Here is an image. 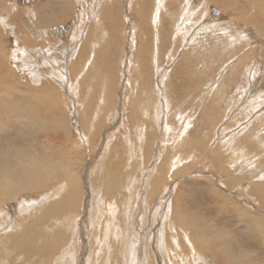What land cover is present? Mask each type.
Listing matches in <instances>:
<instances>
[{
    "label": "bare ground",
    "instance_id": "bare-ground-1",
    "mask_svg": "<svg viewBox=\"0 0 264 264\" xmlns=\"http://www.w3.org/2000/svg\"><path fill=\"white\" fill-rule=\"evenodd\" d=\"M79 1H81V0H79ZM79 1H77V0H64V2L68 3L67 4L68 7L67 8L63 7V12L61 13L63 15V18L66 19L69 16H71L70 14L72 13V10H74V12L72 13V16H75V18L73 17L75 20H73V24H72V27L70 26L71 27L70 29H68V30L62 29L61 32H58V33L53 31L51 29L53 27H51V26L60 25V24L64 25V24H66V22H59L58 21V22H56L57 24H51V22L48 23L47 21L49 19L48 18L46 19V16H48V15L53 16V14L51 12H49L47 15L41 7H40L41 10L38 9L39 15H40L38 18L40 19V23L37 24L38 26H34V27L31 26L30 30L26 29L27 33L21 32L22 30H25V29H23V26L21 27V25H19L20 26L19 27L16 25V20L18 21L19 19H22L21 18L22 15H20V18H18L16 16V14L18 12H16L15 15H12V14L11 15L10 14L9 15H0V60H2V57L4 56V54L6 52L2 48L3 46L1 45V44H3L2 39L4 37H3L2 31H4V28L5 27L10 28L11 27L10 29H12L13 32L17 35V41H15L14 48L11 49V51L13 50V54H14V55L12 54L13 56L11 58H13L15 60V63H14L15 66L14 67H15L16 71H12L14 69V67L13 68L11 66L7 67V65H5L4 62L0 61V134L4 133V135L7 136L6 138L8 139V135L10 133H12L11 131H13V132H15V135L20 134V136H22V138L27 136L26 138L28 139V140H25V138H23V140H24L23 141L20 137V140H22L23 143L17 142L19 140L16 141V139H15L17 144L9 143V142L6 143V141H5L6 145L0 146V264H72L71 262H73L72 261L73 255H72V253H70V250L73 248V245H72V240H73V236H74L73 234L78 233L77 232V224L75 223V219L77 216L80 215L79 212H80V208L82 206L81 205L82 204V195H83V190H84L83 185L87 186V185H85L86 182H85L84 178L82 177V175H83L82 172L84 170V166L86 167L85 159H87V158L86 157L84 158V162H85L84 163L81 156H79V144L81 142L80 140H82V138L84 137V138H87L88 140L91 139L90 144L92 145V137L91 136H92V131H94V128L89 127V126H91V122L94 119L93 113L90 110V108L92 106L91 102L93 101V99H91V97H90V99L88 97H86V98H83L84 100L86 99V101H84L83 99L81 100L78 97L79 106L78 105L77 106H78V110L80 113L78 115H80V121L82 122L81 123L82 127L80 128L82 137H79V140L78 139H77V141L74 140L75 142L72 140L73 142L71 144L70 140L68 138L69 135L65 131L60 136H53V135L52 136H44V135H42L39 137V135H38L39 143H37L36 138L34 136H36L38 134V131H47L50 129V127H52V128L54 127L57 129L62 128L63 124H65V120H59L57 114H55V117H53L54 118L53 120H47L46 115H48L49 112L55 111L54 109L56 108V106H58L57 102L59 103L58 97H59L60 90L68 93L69 97H70V95L72 97L73 95H75L74 93H79L80 90L85 88L88 81L86 82L82 78H83V76H86L87 79L88 78L90 79L91 77H93L96 74V73L95 74L93 73V68H94L96 63L99 64L98 61L101 62V64H100L101 67L99 66L101 68V71H100L101 73L99 76L100 79H98V78L96 79V81L98 80V84L92 83L89 85L98 86V89H99L100 88L99 86H101L100 82L103 83L104 88H105V86L109 85L110 82L112 84V87L115 84L112 81V78H114L113 77L114 74H116L115 72L112 73V71L115 69V65H112L111 60H113V58H117L116 57L117 56V47L115 45H116V39L118 38V36H117L118 26H116L117 25L116 21H115L116 18L114 19L112 15L114 13H115V15L117 14L116 13L117 12L116 11V5L118 3L116 2L117 4H115V3L113 4V0H109V3H108V0H107V3L101 4L103 6L99 5V6H101V8L99 9V11H96L98 6H97V8H95V5H97V4L91 3V0H85L84 3H79ZM131 1H133V0H129V2H131ZM168 1H165V0H134V2H133V5H135V10H134L133 14L139 21L138 26H137V27H139V30H138V33H136V34L131 33L132 35L130 34L128 40H126L127 45H129V41L133 40L132 42L135 44L134 45L135 47L133 46L134 49H132L131 51L128 50L126 52V56H127L126 61H127L128 66L124 68V71L127 72L126 74L131 79V82H132L131 83L132 88H129L130 89L129 94H130V92L134 91V89L136 91L135 93H137V94H140L141 92H142V94L143 93L147 94V95L143 94V96H140L141 95L140 94L139 97L137 98L138 102H140V100H142L141 97H144V96L146 97V96H150V95H151L150 99L154 98L156 100L157 97L160 98V94H162V93L164 95H166L167 97H169L168 96V93H169V95L172 96L174 99L178 95L180 90L182 92V91H186L189 89L192 90L193 88L199 87L200 85H201L200 87H202V84L204 83V80H205L203 78H205L206 73H208L210 71L209 70L210 68L209 69L203 68V70H199V68H197V67L194 68L193 62L196 61L195 52H193L194 50L191 51L190 48H187L186 50H184V54L181 55L180 59H178L177 61H176V59H174V57H176L174 55H176V53H178V51H177L178 47L175 44V43L179 42L176 39L177 36H173V38L171 37L173 40V44H174V48L172 49V52L170 54V57H172V59L168 58L169 60L165 61V62H170V65L172 64V66L171 67H165L164 69L167 71H164L163 69L160 70V67H159L160 64L158 61H160L163 58L162 52L165 51L167 48L166 45H163L165 47L164 48L162 46V44H163V42L165 44L166 38H169L168 33H167L168 31H165V29L168 28V23H169V22H166V21H168L166 19V13H167V15H169L171 10L169 12L165 13V9H164V7H165L164 3L165 2L168 3ZM238 1L239 0H206L202 3V7H206L205 6L206 3L209 4V2L216 4V5H219L217 7L222 11L223 14L228 13V16H229L230 12H235L237 19L239 18L240 20L243 21V23H245V22L246 23H248V22L252 23L253 26L258 30V32L260 34L264 33V28L262 29L261 28L262 25L260 26V24H262L261 23L263 20L262 18H264V0H240L239 4H238ZM175 2H177V1H175ZM49 3H50V0H49ZM41 4L43 6H45L44 5L45 3L44 4L41 3ZM72 4L73 5L75 4L76 6L77 5L79 6L80 4H82V8L79 9L78 11H76V9H74L75 7H73ZM172 4L174 5V3H172ZM244 4L251 7L250 10H252V11H249V13H248L246 10L247 7ZM186 5H188V7H189L191 5V3L189 1H187ZM85 6H86V8H85ZM14 7H15V4H14ZM170 8H171V6L169 7V9ZM177 8H179V7H177ZM190 10H192V9H190ZM197 12H199V10ZM29 13H33V12L29 11ZM96 13H98V15ZM186 13H187V11H186ZM205 13H206V11H205ZM193 14L194 13H192V15L191 14L190 15L193 16ZM82 16L85 18V20L83 19L84 21H82ZM92 17H94L93 21L95 22V25H96V23L99 22L98 25L100 24V26L102 27V30L105 28L109 29L110 27L112 30V28H113V32L111 31L112 39L109 40V42H108V44L110 45V48L106 49V44L101 46L102 48L101 47L95 48V46L92 47L94 44L96 45V43H95L96 40H95V42H93V45L90 47V49L86 50V49H88L86 45L91 43V41L89 42V40H91L90 34L92 33V28L87 26V24L90 22V20H92ZM114 17H117V16H114ZM188 17H189V15H188ZM188 17L186 19H188ZM234 18H235V16H234ZM65 19H63V20L65 21ZM177 20H178V18H177ZM194 20H197V19L194 18ZM159 21H162V23L159 24L158 23ZM19 22H21V20H19ZM130 22H131V20H130ZM163 22H165V23H163ZM176 22H175V24H176ZM210 22H211V20H210ZM210 22L205 23L208 26L202 27L203 26L202 25L200 30H203V29L205 30L208 27L205 31L204 30L203 31L205 34L207 33L209 35L208 32H210V31L215 32L214 30L216 29L215 33L218 35L214 36V34H213V36L220 43H223L224 39H229V38L231 39V36L229 38L227 36H223V35L227 34L226 32H221V35H220L219 34V31H221L220 26H214ZM157 23H158V26H157ZM187 23H189V22H187ZM19 24H21V23H19ZM184 24H185V22H184ZM220 25H222V24H220ZM101 27H99V28H101ZM47 28L50 29L51 33L62 38L61 44H62L63 49L59 53H57L58 54L57 57L56 56L54 57L55 51L45 52L42 50H34L33 51V49L27 50L28 48H30V49L32 48L31 46L33 45L34 41L35 42L39 41L36 38L40 37V42H44L43 40H46V38L49 37L48 31H45V29H47ZM89 28H91V30H90L91 33L89 31ZM209 28H211V30ZM36 29H39V30H37L36 32H32V30H36ZM136 32H137V30H136ZM177 33H180V32H177ZM196 33H198V32H196ZM102 34L103 33H101V35ZM235 35H238V34H235ZM180 36H182V35H180ZM109 38H111V36H109ZM98 39H100V37ZM241 39H244V36ZM206 40L208 41V39H206ZM117 42H119V41L117 40ZM232 42H233V40L231 41V43ZM197 43H198V41H197ZM113 45H114V47H113ZM198 45H199V43H198ZM200 45H202V44H200ZM200 45H199V47H200ZM243 45L244 46L241 45L242 47L240 48L239 51L237 49L236 52H233V58H235V59L238 58L236 66H238V65L242 66L243 61L245 63L248 60L250 61L253 54H256V51H257L256 47H251L250 50H246L245 44H243ZM111 46L113 48H111ZM226 47H228V46L226 45ZM179 49H181V48H179ZM219 49H220V47H219ZM244 49L246 51L242 52ZM201 50L202 49H200V51ZM205 50H206V48H205ZM87 51H88V53H87ZM195 51H196V49H195ZM208 51H209V47H208ZM213 51H216V50H213ZM228 51H229V49H228ZM111 52H112V54H110ZM240 52H242V53H240ZM85 53L87 54V57L85 56ZM166 53L167 52H165V54ZM203 54H205V53H203ZM27 55L28 56L30 55V58H28ZM239 55H240V57H237ZM94 57H95V61H94ZM164 57L166 58V55ZM197 57H199V56H197ZM204 57H207V56H204ZM209 57H210V55H209ZM209 57H207V58H209ZM58 59H61V61L65 62V66H62L61 67L62 70L60 69V71H58V68H56V67H58V64H59ZM229 59H231V58H229ZM6 60H9V58L7 57ZM225 60H226V58H225ZM92 61H94V62H92ZM227 61H225V62H227ZM188 62L190 64V67L188 66L189 65ZM163 63H164V61H163ZM203 63H205V62H203ZM107 64H108V66H107ZM59 65H61V64H59ZM104 66H106V70L104 69ZM6 67L8 68V70L12 71V72H10L11 74L7 73L4 70ZM53 67H54L55 71H53V69H52ZM162 67H164V66H162ZM244 67H245V65H244ZM83 68H86V70L84 72H82ZM97 68H98V66H97ZM20 69L22 70L21 73H25V75L27 77L25 81H23L21 78L22 77L21 73H19ZM214 69H215V67H214ZM47 71H49V72H47ZM104 71H106V73ZM162 71H163V74H162ZM234 71H235V69H234ZM81 73H83V74H81ZM255 74L257 75L258 73H255ZM56 75H58L61 79L60 78H59L60 80L55 79V78H57ZM254 75H252V78H254L252 81H253V84L255 85L256 82H260V81H258V79L255 78ZM101 77L103 78V80ZM224 77H226V76H224ZM47 78H49L50 80L54 79L55 83H57V85L59 84L61 86V88L59 89L58 87H53L51 85L49 86L48 84H47L48 86L47 85L37 86L36 85L37 83L35 84L36 86H34V82H40L43 79H45V81L48 82ZM249 78H251V77H249ZM92 80H93V78H92ZM252 81H250V82H252ZM26 82H28V84H25ZM154 82H156V83H154ZM261 82H263V81L261 80ZM181 83H186L188 85L185 87H181ZM237 83H239V82H237ZM39 84H41V83H39ZM127 84H130V83L124 84V86L121 88H123V90H126L127 89L126 86H128ZM262 84H264V82ZM228 85H226V86H228ZM109 86H111V85H109ZM114 88H116V87H114ZM246 89H247V87H246ZM257 89H259V88H257ZM261 90L264 91V86L260 89V91ZM103 91L104 90L102 88V92ZM167 91H168V93H167ZM263 91H261V92H263ZM10 92L15 93V95L17 96V98L15 100H13V103H12L13 108H10L6 105L7 99L10 98ZM126 92H127V90H126ZM254 92L255 91H253V93ZM69 93H70V95H69ZM98 93H101V92H98ZM226 93H228V92H226ZM241 93H243V92H241ZM180 94L181 93H179V95ZM216 94H217V91L214 92L212 96H214L216 98ZM108 95L102 94L101 100H102L103 105L106 104V101L108 100ZM110 96H109V98H110ZM162 97L164 98V96H162ZM183 97H180V98L183 99ZM259 97H260V95H259ZM99 99H96V100H99ZM213 100H214V98H212L211 101L207 102V105L205 103H199L198 108L203 107L208 112L209 111L215 112L217 110V108L216 109L213 108V106H214V105H212ZM72 101H74V100H72ZM83 101H84V103H82ZM202 101H204V100H202ZM252 101L253 100L250 101L251 102L250 104H253L255 106V103H253V102H255V100L253 102ZM122 102H124V101H122ZM125 102H126V100H125ZM130 102H131V98H129V100L127 101L128 104H126V105L129 107L135 106V108L137 106H139L138 103L131 106L132 102H131V104H130ZM165 102H166L167 106L166 107L164 106V112H166V115H165L166 120H164L165 121L164 125H167V124L169 125L170 122L168 121L167 114L170 113V100L165 98ZM225 102L227 103V101H225ZM109 103H111V102H109ZM218 103H220V102H218ZM234 103H235V101H234ZM245 103H246V101H245ZM52 105L55 107L54 109H51ZM254 106H253V108H254ZM159 107H161V105ZM98 108H99V106H98ZM94 109L96 111L97 110L100 111L99 109H96V108H94ZM102 109H103V107H102ZM102 109H101V111H102ZM138 109H140V108H138ZM138 109H136L137 110L136 112H138ZM149 110H151V108ZM152 110H154V108ZM218 110H219V108H218ZM218 110L215 113H213V118L215 117V115H217ZM104 111L106 112V110H103V112ZM144 111L146 112V109ZM198 111H199V109H198ZM93 112H95V111H93ZM103 112H101V113L99 112L100 114L98 113V118H97L98 120H101V118L103 117ZM141 113H142V111L140 112V115H141ZM177 113H176V115H177ZM226 113H227V111L225 108L221 111L220 115L218 113L219 116H217V118H216L217 120L215 119L214 120L215 122H213L210 125L211 126L210 130H209L210 134H208V133H207V135L204 134L203 136L199 137L198 139L196 138L195 135L187 136L186 138L182 139V141L179 142L176 149L168 148V149L162 150V148H160L159 151L162 150L163 155H161L159 157V159L156 161V163H153V160L151 159L152 151L148 149L149 148L148 144H149L150 138H146L144 141V144H143L144 146H146L148 148H146V153H144L143 156L141 157V160H142L141 164L142 165H140V163L136 164L133 161H132L133 162L132 163L129 161V159L125 160V157L128 154V150H127V147L125 146V144L123 145V144H121V142H117L111 147V149H113L118 154L114 157H111L110 160H108V161L106 160V163L104 164V166L102 165V161L99 160L96 167H95L96 170L95 169L93 170L94 177L91 178V180H90L91 185H92L91 188L95 189V190L91 194L92 195L91 198L93 199L92 200V206L89 208V211H88L89 215L87 216V219H86V221H87V233L86 234L87 235L84 238L85 242L83 244L84 245L83 249H84V253H85L84 258H86V260H84L85 264H121V263L122 264H135V261H136L135 260V258H136L135 254L140 253L139 251H136V248L138 247L136 245L137 241H135V239H133L134 234L133 235L131 234V233L135 232L133 230L134 229L133 223L135 222V219H136L135 215H138L140 213V209L145 210L146 206H152L151 205L152 202H153L152 209H155V206H156L155 202H156V204L158 203V200L155 198L159 194L161 187L162 188L164 187V183L167 180V177L171 176L170 179H173V178L177 179V177L180 176L179 174L183 173V171L186 172V170H188V169L192 170L194 168V165L188 164V162L191 161L194 164H197L199 161L196 163L193 160L197 155H199V157L197 156L196 159L202 158L201 159L202 162H206L207 164H209L208 162H211L210 163V164H212L211 166L215 168L217 173H220L223 176V177H221L220 180H216L215 181L216 183L214 184V185H216V187H218L220 189V191L225 190V191L233 193V195H235V198H236L235 200L239 201L241 203L243 202L241 197H248L249 200H251L250 202H248L247 200H244L243 204L247 205L246 203H248L251 205V207H254V209L252 208L253 210L251 209L252 211L250 209L246 208L244 205L242 206V208H241V206L239 207L238 205L235 206L241 212V213L238 212V214H241V217L243 219L244 224H246V222L248 221V224L253 226L254 224L257 225L258 222H261L262 227H264L263 216L261 217L259 214L256 215L255 213H253V211H256V212L263 211L264 212V171H259L254 176L252 175L253 173H255V171L258 168H261V166H262V168H264L263 167L264 166L263 165L264 164V138H263L264 137V125L262 123H256L257 120L254 119L253 122L248 121V124H250V125L248 128L246 127L247 129L245 131H243L241 133H237V131L233 132V130H235L236 126L238 125L237 120H241L244 117L241 118L242 112H240L239 114L232 115L231 120H229V119L228 120H218V119L224 117V115ZM58 114H60V113H58ZM106 114H108V113H106ZM127 115H128V112H127ZM201 115H199V116H201ZM13 116L16 118L15 120H11V117H13ZM52 116H50V117H52ZM179 116L180 115H178V117ZM181 116H184V113ZM60 117H61V114H60ZM65 117H66V115H65ZM124 117L126 118L127 116H124ZM174 117H176V116H174ZM130 119L133 121H138L141 118L133 110V111H131ZM192 119L193 118H185V120H188V121L190 120V122ZM261 119H259L260 122L264 123L263 118H261ZM148 120L150 122V119H148ZM151 120H152V118H151ZM157 120H160V119H157ZM194 120H195V118H194ZM243 121H245V120H243ZM151 122H153V121H151ZM68 123H69V121H68ZM135 123L133 122L132 124H135ZM240 123H242V122H240ZM94 124L101 126L99 121L97 123H94ZM146 124H148V123H146ZM157 124L159 126V123H157ZM187 124H189V122H186V124H184L185 126L182 125L183 129H181V131H182L181 134H183V135L186 132L188 133L189 129L187 130V128H188ZM216 124H220V126H221V129L220 128L219 129H220V135L223 137V139H221L220 142L222 140L226 142V140L228 139V137H226V133L227 132L229 133V131H230V136L233 139H232V143L231 142H230V144L228 143V145L226 147L225 146L223 147V143H220V142L216 143V145L213 147L209 146L210 142L213 141V139H214L213 135H211V133L213 131H216ZM103 125L101 126V128H99V127H97V128L102 130L104 127ZM172 125H170V126H172ZM149 126H151V125H149ZM149 126H146V127L148 128ZM138 127H140V125ZM68 128H70V127H68ZM152 128H153V126H152ZM178 128H179V126H178ZM139 129H142V128H139ZM154 129L155 128H153V130ZM240 129L243 130L242 127ZM257 129H259L261 131H259L260 133L258 132V134L256 135ZM60 130H62V129H60ZM127 130L131 131L130 129H127ZM16 131L18 134H16ZM133 131H135V130H133ZM198 131H200V130L198 129ZM169 132H170V127L166 126L164 129V135H168ZM238 132H240V131H238ZM249 132H251V133H249ZM191 133H192V131H191ZM10 135H9V137H10ZM186 135H188V134H186ZM14 136H12V137L14 138ZM147 136H148V134H147ZM107 139H108V137H107ZM235 139H237V140H235ZM0 140H3V139L1 138ZM165 140H167V139H165ZM177 141H178V139H177ZM162 142L163 141H161V144H162ZM150 144L153 145V143H150ZM96 147L97 146H95V148ZM109 147H110V145H109ZM142 150H143L142 147L138 148V153ZM104 152H105V150H104ZM160 154H161V152H159V155ZM180 156H182V158L183 157L188 158V160L185 163H180V165L179 164L174 165L175 163L179 162L178 160L176 162V158H178ZM104 157H105V155H104ZM247 158H248V160H247ZM253 159L256 160V162H254ZM150 160H152V161H150ZM252 161H253V163H255L254 165H250V163ZM87 163H88V160H87ZM246 165L250 166V168L249 169L245 168ZM150 166H152V167L150 168ZM125 167H126V169H125ZM209 167H210V165H209ZM245 169H247L248 171ZM133 170H134V172L138 171V174L140 172L142 173V171H145V175L147 174L144 177V173H143L142 179L140 177L138 178V179H141V181L143 180V178H145V180L146 179L148 180L147 181V188H145V189L143 188L144 192L148 193V195L146 194L147 197L145 196L144 199L142 198L143 202H145V203L144 204L141 203V205L138 204V199L137 200L134 199V196L132 194H130V196L128 194V196L126 197L125 191H124L125 188L123 189V187H122V186L126 187L127 185H129L131 183V182H129V178H131V175L134 173ZM198 171H200V170H198ZM201 171H202V169H201ZM85 172H86V170H85ZM169 173H170V175H168ZM214 174H216V173H214ZM247 175H251V176H247ZM194 177H196V176H194ZM199 177L201 178L202 176H199ZM193 179H195V178H193ZM210 179H207V180H209V182L212 183L213 180L210 181ZM145 180H143V181H145ZM198 180H199V178H198ZM170 181H172V180H170ZM139 183H140V181H139ZM142 183H144V182H142ZM204 183H206V182H204ZM181 184H184V183L182 182ZM228 184H232V188H229L231 186L228 187ZM216 187L214 186L212 188H214V190H216L215 189ZM134 188H135V186H134ZM139 190H141V189H139ZM131 191H130V193H131ZM136 191L138 192V190H136ZM122 192H124L123 196L121 194ZM216 192H217V190H216ZM171 193H172V195H171L172 198L171 199L169 198L170 203H168L165 207L167 212H168L167 216H169L170 218L166 217V219H167V221H166V219L162 216V225H163L164 220L166 222L164 223L163 226L158 224V225H160V227L156 229L157 230L156 232L155 231L153 232L155 234L151 237V242H152V248L154 249V251L151 252V249L149 250V253L151 255L149 256L150 261L148 264H161L162 263L161 260H164V261L166 260L165 257H163L164 255H166V249L164 248V246H165L166 241L169 242V240H167V239H169V233H170L169 232L168 235L166 234L167 232H165V234L163 233V230H164L163 227H165L166 225H168L169 228L170 227L175 228L174 231H176L178 233V237H180V240L178 239L179 244H176V245L180 246L181 249L183 248L181 250L182 253H179V252L174 253L173 250H171L169 253L170 257L169 256L168 257L171 258L172 262H174L175 264H182L183 262L185 263L186 260L188 261V264H197L196 259L203 260V262H205L203 264H264L263 256L260 253L261 251L260 252L258 251L259 253L257 252V254H256V252H254L256 249H254L248 245L239 244L234 238H232L230 233L227 231L228 229H226L225 227L212 228V226H211L212 224L209 223V225H207V222H205L204 218H202L201 215L199 216L198 212H195L196 210L194 211L193 209H191V211H190V208L188 209V207H186V205H185V204H187V203H185V200H184L187 196V193L185 191H183L181 188H179V189H177V192L173 193V190H172ZM217 196L220 197L221 195H217ZM173 197H174V202L172 201ZM229 197H231V196H229ZM140 199H141V197H140ZM164 199H166V198H164ZM223 201L226 202V199H224ZM9 202H15V203L19 204V206H17L16 209H18V207H22V213H20L18 215L15 213L16 216H13L11 223L9 221L10 224L7 226L8 217L10 216L11 211L13 209H15V207L13 205L8 206ZM14 212H16V211H13V213ZM143 217L144 216H143V211H142V214L140 216H138V218H137L138 224L140 225V223H141L142 227L144 226L143 224L145 223L144 222L142 224V222H141ZM133 218H134V222L132 223ZM168 219L170 220V223L168 222ZM157 222H159V221L157 220ZM157 222L155 224H157ZM130 225H131L132 232L129 229ZM139 228H141V227H139ZM127 229H128V235L129 236L127 234L126 235L124 234V232H126ZM72 230H73V233H72ZM207 231L209 233L211 232L210 233V235H211L210 239H208L209 237L206 236ZM254 232L255 233L253 236L257 240H261L264 237V231H262L261 229L258 228ZM124 235L127 237L126 239H125ZM147 248H149V247H147ZM139 249L142 253V258L145 259L148 256L147 250H144L141 248H139ZM73 250H77V249L75 248ZM191 258L194 260L193 262H191L192 261ZM75 264H77V263H75Z\"/></svg>",
    "mask_w": 264,
    "mask_h": 264
},
{
    "label": "rangeland",
    "instance_id": "rangeland-1",
    "mask_svg": "<svg viewBox=\"0 0 264 264\" xmlns=\"http://www.w3.org/2000/svg\"><path fill=\"white\" fill-rule=\"evenodd\" d=\"M15 1V2H14ZM42 1V2H41ZM0 0V15H15L16 12H18L16 14V16L18 18H20V15L22 19L21 22H19V20H16V25L19 26L21 25V27L23 26V29L25 30H20L22 33H27L26 29L30 30L31 26H38L37 24L40 23V19L38 18L39 15V10L40 7L44 10V12L48 15L49 12H51L53 14V16H46V19L48 18L49 20L47 21L48 23L51 22V24H57L56 22H66V24L64 25H54L51 26L53 28H51L53 31L55 32H61L62 29H70L72 27L73 24V20H75V16H72V13L74 12V10H72V13L70 14L71 16H69L68 18H63V15L61 14L63 12V7H68V3L64 2V0ZM79 1V0H77ZM115 1V2H114ZM168 1V0H165ZM177 1V2H175ZM169 0L168 3L165 2L164 3V9H165V13L169 12L170 10V14L167 15L166 13V19L169 22L168 23V28L165 29V31H168V37L165 40V44L163 42V45H166V50L162 52L163 54V58L158 61L160 70H165V67H171L172 64L170 65V62H165L169 59H172V57H170V54L172 52V49L174 48V44H173V36H177V40L179 41L178 43H175L176 46L178 47V53H176V57H174V59H176V61L178 59H180L181 55L184 54V50H186L187 48H190L191 51L195 52V59L196 61L193 62V66L194 68L197 67L199 68V70H203V68H207L210 71L208 73H206L205 75V79L204 83L202 84V87H196L193 88L192 90H186V91H179V93H181L173 99L172 96L169 95L168 91V96L164 95L163 93L160 94V98L157 97V99L155 100L154 98L150 99V96H144L141 97L142 100H140V102H138V97L143 96L142 92L140 94L135 93V89L134 91L130 92L129 88H132V82L131 79L127 76V72L124 71V68L127 67V61H126V52L129 50L131 51L132 49H134V43L132 42L133 40L129 41V45L126 44V40H128L129 35L132 34H136L138 33L139 27L138 26V19L134 16V10H135V5H133V1L129 2V0H113V4H117L116 5V15L115 13L112 15L113 18L116 21V26H118V32H117V36L118 38L116 39V47H117V58H113V60H111L112 65H115V69L112 71L115 72L116 74H114V78H112V81L115 83L112 87V84L110 82L109 85L105 86L102 82L101 86H99L100 88L98 89V86H91L89 84L95 83L98 84V80L96 81V79H100V71H101V62L96 63L94 68H93V73L95 74L93 77H91L89 80L86 78V76H83V80H85L87 82V85L85 86V88H83L82 90L79 91V93H74L75 95H73L71 97L70 93V97L68 96V93L61 91L59 92V103L57 102L56 108L52 105L51 109H54L55 111L49 112L48 115H46V119L47 120H53L55 117V114L58 115L59 120H65V124H63L62 128H52L50 127L49 130L47 131H38V134L36 136H34L36 138L37 143H39L38 138L42 135L44 136H60L61 134H63V132H67V134L69 135L68 138L70 140V143L72 144V142L74 140L77 141V139L79 140V137H82L81 134V127H82V122L80 121V114L79 110H78V106H79V101H78V97L79 99H83L88 97L90 99H93V101L91 102V108L90 110L93 113V120L91 122V126L89 127H93L94 131H92V145L90 144L91 139L88 140L87 138H82V140H80V144H79V156H81L83 162H84V158L86 157L87 159H85L86 161V167L84 166V170L82 172V177L85 180V185H83V195H82V206L80 208V215L76 217L75 219V223L77 224V232L73 234V240H72V245L73 248L70 250V253H72L73 255V259L71 262L72 264H85L86 258H84V238L86 237V233H87V216L89 215L88 211L89 208L92 206V192H94L95 189H92V185H91V178L94 177V172L93 170H96V165L98 163L99 160L102 161V165L104 166V164L106 163V160H110L111 157L116 156L118 153H116L113 149H111V147L117 143V142H121V144H125V146L127 147L128 150V154L125 157V160H128L130 162H135L136 164L140 163L141 164V157L143 156L144 153H146V146H144V141L146 138H150L149 139V150L152 151V157L151 159L153 160V163H156V161L159 159V157L161 155H163V149H168V148H173L176 149L177 145L179 144L180 141H182V139L186 138L187 136H191V135H195L196 138L198 139L199 137L203 136L204 134L207 135L210 134L209 130H210V125L215 122L214 120L217 118V116L220 115L221 111L225 108L227 113L224 115V117L218 119V120H231L232 115L234 114H239L241 113V120H237L238 125L236 126L235 130H233V132L237 133H241L243 131H245L250 124H248L249 122H253L254 119L257 120L256 123H262L264 125L263 122H260L259 119L263 118L264 120V91L261 92L260 89L264 86V84H262L264 82V33L260 34L258 32V30L253 26L252 23L248 22L243 23L242 20H240L239 18L237 19L235 12H230L229 16L228 13H222V11L217 7L219 5L210 3L207 4L206 3V7H202V3L206 0ZM189 1L191 3V5L188 7V5H186V2ZM193 1V2H192ZM36 2V3H35ZM64 2V3H63ZM85 0H81L79 1V3H84ZM117 2V3H116ZM41 3H45L43 6ZM66 3V4H65ZM73 3V2H72ZM91 3H96L97 5H95V8H97L96 11H99V9L101 8V4H105L107 3V0H91ZM109 3V0H108ZM174 3V5L172 4ZM197 3V4H196ZM240 3V0L238 1V4ZM15 4V7H14ZM17 4V5H16ZM41 4V5H40ZM40 5V6H39ZM73 5V4H72ZM101 5V6H99ZM132 5V6H131ZM168 5V6H167ZM247 8V12L249 13L251 7L247 6L246 4H244ZM51 6V7H50ZM61 6V7H60ZM119 6V7H118ZM171 6V8L169 9V7ZM184 6V7H183ZM199 6V7H198ZM208 6V7H207ZM36 7V8H35ZM73 7H75L74 9H76V11H78L79 9L82 8V4H80L79 6L77 5H73ZM72 7V8H73ZM179 7V8H177ZM192 7V8H191ZM198 7V8H197ZM201 7V8H200ZM47 8V9H46ZM70 8V7H69ZM86 8V6H85ZM192 10H190V9ZM209 9V10H208ZM8 10V11H7ZM33 12V13H29V11ZM41 10V9H40ZM66 10V9H65ZM180 10V11H179ZM199 10V12H197ZM208 10V11H207ZM82 11V10H81ZM80 11V12H81ZM176 11V12H175ZM187 11V13H186ZM196 11V12H195ZM206 11V13H205ZM221 11V12H220ZM180 12V13H179ZM189 12V13H188ZM193 16L192 15V13ZM209 12V13H208ZM7 13V14H6ZM98 15V13H96ZM132 14V15H131ZM191 14V15H190ZM179 15V16H178ZM182 15V16H181ZM189 15V17H188ZM197 15V16H196ZM201 15V16H200ZM211 15V16H210ZM117 16V17H114ZM177 16V17H176ZM205 16V17H204ZM235 16V18H234ZM74 17V18H73ZM188 17V19H186ZM92 20H90V22L87 24V26L92 28V33H91V28H89L90 31V39L89 42L91 41V43H87L88 45L86 50H89L90 47L93 45V42H95L96 40V45L94 44L92 47L95 46V48H100L101 46L106 44V49L110 48V45L108 44L109 40L112 39V35H111V31L113 32V28L111 30V27L107 30L106 28L102 30V27L100 26V24L98 25V23H96ZM169 18V19H168ZM178 18V20H177ZM197 19V20H194ZM202 18V19H201ZM210 18V19H209ZM216 18V19H215ZM65 19V21L63 20ZM85 18L82 16V21H84ZM118 19V20H117ZM185 19V20H184ZM237 19V20H236ZM262 24H260L261 28H264V18H262ZM131 20V22H130ZM204 20V21H203ZM206 20V21H205ZM211 20V22H210ZM24 21V22H23ZM174 21V22H173ZM177 21V22H176ZM181 21V22H180ZM191 21V22H190ZM196 21V22H195ZM215 21V22H214ZM217 21V22H216ZM176 22V24H175ZM185 22V24H184ZM189 22V23H187ZM199 22V23H198ZM212 23V25L214 26H220V30L219 34L221 35V32H226L227 34L223 35V36H227L228 38L231 36V39H224L223 43L218 42L214 36L218 35L216 34V29L214 30L215 32H208L209 35L205 34L204 31L208 28H206L204 31L200 30L201 26H208L205 23ZM219 22V23H218ZM21 23V24H19ZM119 23V24H118ZM132 23V24H131ZM159 24L162 23V21L158 22ZM157 23V26H158ZM165 23V22H163ZM182 26H181V25ZM188 24V25H187ZM222 24V25H220ZM136 25V26H135ZM166 25V24H165ZM192 25V26H191ZM25 26V27H24ZM71 26V27H70ZM188 26V27H187ZM190 26V27H189ZM200 26V27H199ZM245 26V27H244ZM259 26V27H260ZM20 27V26H19ZM63 27V28H62ZM101 27V28H99ZM174 27V28H173ZM11 28V27H10ZM9 27H5L4 31H2L3 34V39H2V43L1 44L3 47V49L6 51L4 56L2 57V62H4L5 65H7V67H14L15 66V60L13 58H11L14 54H13V50L11 51V49L14 48L15 45V41H17V35L13 32L12 29H10ZM87 28V27H86ZM193 28V29H192ZM22 29V28H21ZM133 29V30H132ZM170 29V30H169ZM195 29V30H194ZM211 30V28H209ZM255 29V30H254ZM7 30V31H6ZM11 30V31H10ZM39 29L36 30H32V32H36ZM106 30V31H105ZM130 30V31H129ZM137 30V32H136ZM182 30V31H181ZM223 30V31H222ZM228 30V31H227ZM45 31H48L49 37L46 38V40H43L44 42H40V37L36 38L37 42H33V45L31 46L32 48H28L27 50H42L45 52H53L55 51L54 57H57V53H59L63 47L61 44V39L60 37L56 36L55 34L50 32V29L47 28L45 29ZM103 31V32H102ZM192 31V32H191ZM10 32V33H9ZM12 32V33H11ZM94 32V33H93ZM129 32V33H128ZM135 32V33H134ZM180 32V33H177ZM188 32V33H187ZM191 32V33H190ZM198 32V33H196ZM201 32V33H200ZM229 32V33H228ZM97 33V34H96ZM101 33H103L101 35ZM175 33V34H174ZM185 33V34H184ZM193 33V34H192ZM211 33V34H210ZM14 34V35H13ZM107 34V35H106ZM131 34V35H132ZM189 34V35H188ZM198 34V35H197ZM214 34V36H213ZM238 34V35H235ZM248 34V35H247ZM12 35V36H11ZM101 35V36H100ZM182 35V36H180ZM244 39H241L243 36ZM109 36H111V38H109ZM193 36V37H192ZM16 37V38H15ZM100 37V39H98ZM172 37V38H171ZM180 37V38H179ZM189 37V38H188ZM239 37V38H238ZM93 38V39H92ZM107 38V39H106ZM237 38V39H236ZM175 39V40H176ZM208 39V41L206 40ZM117 40L119 42H117ZM123 40V41H122ZM202 40V41H201ZM233 40V42L231 43V41ZM242 40V41H241ZM251 40V41H250ZM185 41V42H184ZM189 41V42H188ZM200 45H198V43ZM206 41V42H205ZM239 41V42H238ZM248 41V42H247ZM102 42V43H101ZM132 42V43H131ZM169 42V43H168ZM192 42V43H191ZM196 42V43H195ZM230 42V43H229ZM206 43V44H205ZM252 43V44H251ZM205 44V45H204ZM210 44V45H209ZM232 44V45H231ZM243 44H245V49L246 50H250L251 47H256L257 51L256 54H253V56L251 57V60L246 61V63L243 61V67L240 65H237V59L233 58V52H236L237 49L238 51L240 50V48L242 46H244ZM109 45V46H108ZM184 45V46H183ZM226 45L228 47H226ZM242 45V46H241ZM70 46V45H69ZM89 46V47H88ZM108 46V47H107ZM134 46V47H133ZM170 46V47H169ZM191 46V47H190ZM220 49H219V47ZM223 46V47H222ZM72 47V46H71ZM114 47V45H113ZM111 46V48H113ZM164 47V46H163ZM183 47V48H182ZM206 50H205V48ZM208 47H209V51H208ZM102 48V47H101ZM165 48V47H164ZM163 48V49H164ZM181 48V49H179ZM232 48V49H231ZM119 49V50H118ZM121 49V50H120ZM198 52H196L195 51ZM200 49H202L200 51ZM216 51H213V50ZM229 49V51H228ZM243 50L242 52L246 51ZM59 50V51H58ZM204 50V51H203ZM211 50V51H210ZM222 50V51H221ZM12 52V53H11ZM165 52H167L165 54ZM202 54H201V53ZM212 52V53H211ZM215 52V53H214ZM240 52V53H242ZM88 53V51H87ZM205 53V54H203ZM208 53V54H207ZM221 53V54H220ZM13 54V55H12ZM112 54V52L110 53ZM121 54V55H120ZM166 55V58L164 57ZM207 54V55H206ZM115 55V54H114ZM113 55V56H114ZM125 55V56H124ZM201 55V56H200ZM210 57H204V56ZM85 56L87 57V54L85 53ZM199 56V57H197ZM227 56V57H226ZM229 56V57H228ZM9 58V60H6V58ZM28 58H30V55L28 56ZM237 57H240L237 56ZM11 58V59H10ZM85 58V57H84ZM169 58V59H168ZM218 58V59H217ZM226 58V60H225ZM231 58V59H229ZM159 59V58H158ZM165 59V60H164ZM204 59V60H203ZM215 59V60H214ZM59 60V65L58 64V71H60V69L62 70V66H65V62L61 61V59ZM211 60V61H210ZM228 60V61H227ZM9 61V62H8ZM94 61H95V57H94ZM92 61V62H94ZM164 61V63H163ZM227 61V62H225ZM63 62V63H62ZM114 62V63H113ZM125 62V63H124ZM197 62V63H196ZM205 62V63H203ZM210 62V63H209ZM217 62V63H216ZM168 63V64H167ZM199 63V64H198ZM209 63V64H208ZM212 63V64H211ZM214 63V64H213ZM11 64V65H10ZM63 64V65H62ZM189 64V62H188ZM202 64V65H201ZM98 68H97V66ZM167 65V66H166ZM170 65V66H169ZM196 65V66H195ZM231 65V66H230ZM245 65V67H244ZM100 66V67H99ZM108 66V64H107ZM164 66V67H162ZM190 67V64L188 65ZM199 66V67H198ZM213 68H212V67ZM5 68L4 70L7 73H10L12 71H16L15 67L14 69L8 70V68ZM158 67V68H159ZM215 67V69H214ZM230 67V68H229ZM51 68V67H50ZM114 68V67H113ZM53 71H55L54 67L52 68ZM64 69V68H63ZM104 69L106 70V66H104ZM206 69V70H207ZM235 69V71H234ZM86 70V68H83L82 72H84ZM3 71V70H2ZM1 71V72H2ZM50 71V70H49ZM47 71V72H49ZM98 71V72H97ZM22 70H19V73H21ZM106 73V71H104ZM254 72V73H253ZM51 73V72H50ZM56 73V72H55ZM54 73V74H55ZM220 73V74H219ZM235 73V74H234ZM255 73H258L257 75ZM11 74V73H10ZM83 74V73H81ZM163 74V71H162ZM223 74V75H222ZM231 74V75H230ZM255 74V75H254ZM98 75V76H97ZM221 75V76H220ZM237 77H236V76ZM252 75L255 76V78L258 79V81L260 82H256V84H253V79ZM21 78L23 81L26 80V75L25 73H21ZM57 78L55 79H59L60 77L58 75H56ZM226 76V77H224ZM246 76V77H245ZM82 77V76H81ZM104 77V76H103ZM251 77V78H249ZM45 78V77H44ZM85 78V79H84ZM93 78V80H92ZM102 78V77H101ZM105 78V77H104ZM125 78V79H124ZM238 78V79H237ZM244 78V79H243ZM48 82L45 81V79L41 80L40 82H34V86H43V85H51L53 87H58L59 89L61 88V86L57 83H55V80L52 79L50 80L49 78ZM61 79V78H60ZM59 79V80H60ZM80 79V78H79ZM127 79V80H126ZM224 79V80H223ZM237 79V80H236ZM250 79V80H249ZM263 82H261V80ZM91 80V81H90ZM103 80V78H102ZM222 80V81H221ZM231 80V81H230ZM29 81V80H28ZM90 81V82H89ZM220 81V82H219ZM252 81V82H250ZM51 82V83H50ZM224 82V83H223ZM239 82V83H237ZM37 83V84H36ZM41 83V84H39ZM45 83V84H44ZM109 83V82H108ZM126 83H130L127 84V92L126 90H123L124 84ZM156 83V82H154ZM227 83V84H226ZM237 83V84H236ZM25 84H28V82H26ZM36 84V85H35ZM186 83H181V87H185L188 84ZM225 86H224V85ZM229 84V85H228ZM234 84V85H233ZM252 84V85H251ZM260 84V85H259ZM47 85V86H48ZM213 85V86H212ZM228 85V86H226ZM237 85V86H236ZM258 87H257V86ZM263 85V86H262ZM223 86V87H222ZM250 86V87H249ZM111 87V88H110ZM116 87V88H114ZM230 87V88H229ZM233 89H232V88ZM236 87V88H235ZM247 87V89H246ZM102 88H103V92H102ZM215 88V89H214ZM227 88V89H226ZM235 88V89H234ZM259 88V89H257ZM114 89V90H113ZM116 89V90H115ZM121 89V90H120ZM197 89V90H196ZM217 89V90H216ZM249 89V90H248ZM9 90V89H8ZM237 90V91H236ZM257 90V91H256ZM204 91V92H203ZM217 91L216 94V98L213 95L214 92ZM234 91V92H233ZM253 91H255L253 93ZM260 91V92H259ZM64 92V93H63ZM76 92V91H75ZM101 92V93H98ZM126 92V93H125ZM210 92V93H209ZM228 92V93H226ZM243 92V93H241ZM190 93V94H189ZM239 93V94H238ZM251 93V94H250ZM262 93V94H261ZM78 94V95H77ZM102 94H109L108 95V100L106 101V104L103 105L102 103ZM115 94V95H114ZM205 96H204V95ZM222 94V95H221ZM225 94V95H224ZM228 94V95H227ZM231 94V95H230ZM241 94V95H240ZM81 95V96H80ZM91 95V96H90ZM111 95V96H110ZM114 95V96H113ZM134 95V96H133ZM147 95V94H146ZM159 95V94H158ZM186 95V96H185ZM199 95V96H198ZM239 95V96H238ZM249 95V96H248ZM260 95V97H259ZM263 95V96H262ZM110 96V98H109ZM164 96V98L162 97ZM184 96V97H183ZM149 97V98H148ZM180 97H183V99H181ZM196 97V98H195ZM222 97V98H221ZM229 97V98H228ZM17 98V96L15 95V93L10 92V98L7 99L6 101V105L10 108H13V100H15ZM70 98V99H69ZM100 98V99H99ZM129 98H131V106L134 104H139V106H137L135 108V106L133 107H129L126 104L127 101L129 100ZM165 98L170 100V113L167 114L168 117V121L170 122V124L168 125H164L165 124V115L166 112H164V106L166 107L167 104L165 102ZM212 98H214V100L212 101V105L214 109L219 108L217 115H215V117L213 118V113H215L214 111H206V109L202 108H198V104L199 103H205L207 105V102L211 101ZM99 99V100H96ZM123 99V100H122ZM135 99V100H134ZM198 99V100H197ZM227 99V100H226ZM241 99V100H240ZM69 100V101H68ZM74 100V101H72ZM84 100V99H83ZM126 100V102H125ZM154 100V101H153ZM160 100V101H159ZM204 100V101H202ZM222 100V101H221ZM227 101V103L225 101ZM251 100H255V106L253 104H250ZM65 101V102H64ZM86 101V99L84 100ZM84 101L82 103H84ZM101 103H100V102ZM124 101V102H122ZM136 101V102H135ZM235 101V103H234ZM238 101V102H237ZM246 101V103H245ZM67 102V103H66ZM111 102V103H109ZM220 102V103H218ZM71 103V104H70ZM97 103V104H96ZM123 103V104H122ZM146 103V104H145ZM174 103V104H173ZM244 103V104H243ZM68 104V105H67ZM71 106H70V105ZM153 104V105H152ZM249 104V105H248ZM78 105V106H77ZM99 108H98V106ZM102 105V106H101ZM112 105V106H111ZM126 105V106H125ZM145 107H144V106ZM161 105V107H159ZM220 105V106H219ZM242 107H241V106ZM245 105V106H244ZM248 105V106H247ZM73 106V107H72ZM76 106V107H75ZM97 106V107H96ZM101 106V107H100ZM155 106V107H154ZM205 106V105H204ZM254 106V108H253ZM103 107V109H102ZM105 107V108H104ZM149 107V108H148ZM163 107V108H162ZM258 107V108H257ZM94 108L99 109L100 111H96ZM134 108V109H133ZM140 108V109H138ZM151 108V110L154 108V110H149ZM242 108V109H241ZM245 108V109H244ZM59 109V110H58ZM102 109V111H101ZM138 109V112H136ZM146 109V112L144 111ZM199 109V111H198ZM260 109V110H259ZM262 109V110H261ZM103 110H106V112ZM135 111V113L141 118L138 121H133L130 119L131 116V111ZM257 110V111H256ZM95 111V112H93ZM142 111L141 115L140 112ZM182 111V112H181ZM201 111V112H200ZM203 111V112H202ZM97 112V113H96ZM103 112V117L101 118V120H98V113ZM128 112V115H127ZM150 112V113H149ZM158 112V113H157ZM163 112V113H162ZM172 112V113H171ZM178 112V113H177ZM253 112V113H252ZM60 113L61 117H60ZM96 113V114H95ZM99 113V114H100ZM108 113V114H106ZM177 113V115H176ZM184 113V116H181ZM191 113V114H190ZM198 115H197V114ZM144 114V115H143ZM150 114V115H149ZM202 114V115H201ZM249 114V115H248ZM53 115V116H52ZM66 115V117H65ZM106 117H105V116ZM148 115V116H147ZM163 115V116H162ZM178 115H180L178 117ZM192 115V116H191ZM201 115V116H199ZM253 115V116H252ZM44 116V115H43ZM42 116V117H43ZM52 116V117H50ZM97 116V117H96ZM124 116H127L126 118ZM176 116V117H174ZM207 116V117H206ZM227 116V117H226ZM248 116V117H247ZM258 116V117H257ZM112 117V118H111ZM145 117V118H144ZM150 117V118H149ZM154 117V118H153ZM182 117V118H181ZM202 117V118H201ZM256 117V118H255ZM64 118V119H63ZM105 118V119H104ZM143 118V119H142ZM152 118V120H151ZM176 118V119H175ZM185 118H193L190 122V120H185ZM195 118V120H194ZM206 118V119H205ZM213 118V119H212ZM16 118L13 116L11 117V120H15ZM97 119V120H96ZM104 119V120H103ZM146 119V120H145ZM150 119V122L149 120ZM154 119V120H153ZM156 119V120H155ZM160 119V120H157ZM162 119V120H161ZM180 119V120H179ZM144 120V121H143ZM174 120V121H173ZM206 120V121H205ZM212 120V121H211ZM217 120V119H216ZM245 120V121H243ZM262 120V119H261ZM69 121V123H68ZM91 121V120H90ZM99 121V123L101 124V126L103 125V129L100 130L99 128H101V126L99 125H95L94 123H97ZM126 121V122H125ZM143 121V122H142ZM153 121V122H151ZM176 121V122H175ZM194 121V122H193ZM203 121V122H202ZM94 122V123H93ZM105 122V123H104ZM135 124H132V123ZM186 122H189V124H187L188 128V133L186 132L184 135L181 134V129H183V126H185L184 124H186ZM242 122V123H240ZM244 122V123H243ZM247 122V123H246ZM68 123V124H67ZM93 123V124H92ZM138 123V124H137ZM145 123V124H144ZM148 123V124H146ZM159 123V126L158 124ZM173 125H172V124ZM195 123V124H194ZM207 123V124H206ZM210 123V124H209ZM81 124V125H80ZM89 124V123H88ZM246 126H245V125ZM95 125V126H94ZM134 125V126H133ZM140 125V127H138ZM155 125V126H154ZM162 125V126H161ZM172 125V126H170ZM183 125V126H182ZM195 125V126H194ZM88 126V125H87ZM108 126V127H107ZM146 126H149L148 128ZM155 128L153 130V128ZM166 126L170 127V132L168 135H164V129ZM179 126V128H178ZM182 126V127H181ZM239 126V127H238ZM65 127V128H64ZM70 127V128H68ZM76 127V128H75ZM99 127V128H97ZM134 127V128H133ZM162 127V128H161ZM175 127V128H174ZM203 127V128H202ZM243 128V130H241L240 128ZM247 127V128H246ZM263 127V126H262ZM142 128V129H139ZM145 128V129H144ZM148 130H147V129ZM218 128V129H217ZM221 126L220 124H216V131H213L211 133V135H213V141L210 142V147H213L216 145V143L220 142L221 139H223V137L220 135V129ZM261 128V127H260ZM259 128V129H260ZM62 129V130H60ZM127 129H130L131 131H128ZM163 129V130H162ZM198 129L200 131H198ZM237 129V130H236ZM257 129V133L258 134L259 130ZM99 130V131H98ZM135 130V131H133ZM151 130V131H150ZM195 130V131H194ZM207 130V131H206ZM231 130V131H232ZM139 131V132H138ZM192 131V133H191ZM240 131V132H238ZM12 133H10V137L8 135V139L6 138L7 136L4 135V133L0 134V139L2 138L3 140H0V146H4L6 145V143H15L17 144V142L23 143V138H25V140H28L26 137L20 136V134L17 133L18 135H15V132L11 131ZM48 132V133H47ZM134 134H133V133ZM157 132V133H156ZM178 132V133H177ZM54 133V134H53ZM98 133V134H97ZM152 133V134H151ZM236 133V134H237ZM251 133V132H249ZM260 133V132H259ZM15 136H14V135ZM78 134V135H77ZM127 134V135H126ZM148 134V136H147ZM188 134V135H186ZM190 134V135H189ZM198 134V135H197ZM229 134V135H228ZM4 135V136H3ZM39 135V137H38ZM96 135V136H95ZM178 135V136H177ZM210 135V136H211ZM215 135V136H214ZM219 135V136H218ZM14 136V138L12 137ZM166 136V137H165ZM185 136V137H184ZM198 136V137H197ZM251 136V135H250ZM21 139L23 140H20ZM94 137V138H93ZM108 137V139H107ZM226 137H228V139L225 141H221L220 143H223V147L227 146L228 143L230 144V142L232 143V137L230 136V131L229 133H226ZM5 138V139H4ZM12 138V139H11ZM218 138V139H217ZM264 138V137H263ZM16 141L19 140V141ZM167 139V140H165ZM178 139V141H177ZM8 140V141H7ZM73 140V141H72ZM105 140V141H104ZM109 140V141H108ZM237 140V139H235ZM234 140V141H235ZM6 141V143H5ZM12 141V142H11ZM14 141V142H13ZM84 141V142H83ZM96 141V142H95ZM155 141V142H154ZM161 141L162 144H161ZM215 141V142H214ZM75 142V141H74ZM86 142V143H85ZM106 142V143H105ZM114 142V143H113ZM4 143V144H3ZM69 143V144H70ZM84 143V144H83ZM127 143V144H126ZM150 143H153L150 144ZM237 143V142H236ZM158 144V145H157ZM226 144V145H225ZM110 145V147H109ZM155 145V146H154ZM95 146H97L95 148ZM166 146V147H165ZM93 147V148H92ZM142 147L143 150L140 151L138 153V148ZM159 147V148H158ZM129 148V149H128ZM160 148H162L161 151ZM91 149V150H90ZM105 150V152H104ZM113 150V151H112ZM130 150V151H129ZM112 151V152H111ZM159 152H161V154L159 155ZM87 154V155H86ZM98 154V155H97ZM105 155V157H104ZM199 157V155H197ZM196 156V157H197ZM108 157V158H107ZM196 157L193 159L194 162H198L197 164H194L193 162L189 161L188 164H193L194 165V170H186L183 171V173L179 174L180 176L173 179H170L171 176L167 177V180L164 183V187L160 189L159 194L156 196L155 199L158 200V203L156 204L155 202V209H152L153 206V202H152V206H146V209H140V213L136 216L135 222H134V218L132 219V223L134 224V231L133 233H131L133 235V239H135L136 245L138 246L136 248V251H140L139 248L147 250L148 256L144 259L142 258V253H137L135 254L136 258H135V264H148L150 261V253L149 250L151 249V252L154 251V249L152 248V242H151V237L155 234L153 233L154 231L156 232L157 228L160 227V225H162V216L166 219V217L170 218L169 216H167L168 212L166 210V205L168 203H170V199L172 198V190L173 193L177 192V189L181 188L183 191H185L187 193L185 200V204L186 207H188V209L190 208L193 209L195 212H198L199 216L201 215L202 218H204L205 222H207V225H209V223H211L212 228H220V227H225L226 229H228L227 231L230 233V235L232 236V238H234L239 244H243V245H248L251 246L252 248L256 249L254 252L261 251V255L263 256L264 259V237L261 240H257L253 235H254V231L256 229H261L262 231H264V227H262V223L258 222L257 225H253L251 226L250 224H248V221L246 222V224H244L243 219L241 217V213L235 206H242L244 205L243 202L244 200H247L248 202H250L251 200H249L248 197H241L242 199V203L239 201H236L235 199V195H233V193L228 192V191H223L216 187V185H214L216 182V180H220L221 177H223L220 173H217V171L215 170L214 167H212L210 164L211 162H208L209 164H207L206 162H202V158L201 159H196ZM105 158V159H104ZM135 158V159H134ZM179 158V159H178ZM176 158V162L177 160L179 161L178 163H175L174 165H180V163H185L188 158H182V156ZM132 159V160H131ZM134 159V160H133ZM183 159V160H182ZM186 159V160H185ZM88 160V163H87ZM150 160V161H152ZM197 160V161H196ZM248 160V158H247ZM254 160V159H253ZM132 162V163H133ZM254 162H256V160H254ZM131 163V164H132ZM255 163H253V161L250 163V165H254ZM257 164V163H256ZM210 165V167H209ZM264 165V164H263ZM209 168H208V167ZM261 166V165H260ZM152 166H150L151 168ZM176 167V166H175ZM252 167V166H251ZM259 167V166H258ZM264 167V166H263ZM212 168V169H211ZM245 168H250V166H247ZM126 169V167H125ZM202 169V171H201ZM204 169V170H203ZM208 169V170H207ZM86 170V172H85ZM124 170V169H123ZM200 170V171H198ZM212 170V171H211ZM214 170V171H213ZM247 170V169H245ZM190 171V172H189ZM248 171V170H247ZM259 171H264V168H258L255 173H253L252 175L254 176L256 173H258ZM134 172V170H133ZM132 172V173H133ZM199 172V173H198ZM144 173V177L147 175H145V171H142V173L140 172L138 174V171L134 172L131 175V178H129V182H131L129 185H127L126 187L122 186L123 189L125 188V196L127 197L128 194L130 196V194H132L134 196V199H138V204L141 205V203H145L143 202L144 197L146 196V194L148 195V193L144 192V189L147 188V179L145 180V178H143V180L145 181H141L142 179V175ZM216 173V174H214ZM211 174V175H210ZM170 175V173L168 174ZM220 175V176H219ZM196 176V177H194ZM199 176H202L201 178ZM213 176V177H212ZM247 176H251V175H247ZM127 177V176H126ZM134 177V178H133ZM141 179H138V178ZM207 177V178H206ZM195 178V179H193ZM197 178V179H196ZM199 178V180H198ZM211 178V179H210ZM218 178V179H217ZM203 181H202V180ZM210 179L213 180V182H209ZM87 180V181H86ZM140 183H139V181ZM172 180V181H170ZM208 181V182H207ZM144 182V183H142ZM168 182V183H167ZM184 184H181V183ZM206 182V183H204ZM174 183V184H173ZM176 183V184H175ZM203 183V184H202ZM139 184V185H138ZM141 184V185H140ZM213 185V186H212ZM130 186V187H129ZM135 186V188H134ZM146 186V187H145ZM168 186V187H167ZM216 187L214 190V188L212 187ZM231 186V187H229ZM133 189H132V188ZM166 187V188H165ZM208 187V188H207ZM229 188H232V184H228ZM144 188V189H143ZM176 188V189H175ZM122 189V188H121ZM127 189V190H126ZM141 189V190H139ZM228 189V188H227ZM92 190V191H91ZM132 190V191H131ZM138 190V192L136 191ZM122 191V190H121ZM131 191V193H130ZM136 191V192H135ZM142 193H140V192ZM165 191V192H164ZM210 191V192H209ZM213 191V192H212ZM219 191V192H218ZM91 192V193H90ZM127 192V193H126ZM87 193V194H86ZM90 193V194H89ZM138 193V194H137ZM166 193V194H165ZM214 193V194H213ZM230 193V194H229ZM122 196L124 195V192L121 193ZM226 194V195H225ZM136 195V196H135ZM161 195V196H160ZM217 195H221L220 197H218ZM168 196V197H167ZM170 196V197H169ZM226 196V197H225ZM231 196V197H229ZM138 197V198H137ZM141 197V199H140ZM147 197V196H146ZM143 198V199H142ZM163 198V199H162ZM166 198V199H164ZM169 200H168V199ZM141 201H140V200ZM154 199V200H155ZM224 199H226V202L223 201ZM84 200V201H83ZM167 200V201H166ZM222 200V201H221ZM88 201V202H87ZM163 201V202H162ZM172 201L174 202V197L172 199ZM11 203V204H10ZM238 203V204H237ZM246 203V202H245ZM8 206H14L15 209H13L11 211L10 216L8 217V224L7 226L11 223L13 216H16L15 213L18 215L20 213H22V207H18V209H16L17 206H19V204L15 203V202H9ZM165 204V205H164ZM174 204V203H173ZM247 205H244L246 208L248 209H254V207H251L250 204L246 203ZM16 205V206H15ZM85 205V206H84ZM164 205V206H163ZM84 207V208H83ZM162 207V208H161ZM21 208V209H20ZM83 208V209H82ZM164 208V209H163ZM158 209V210H157ZM160 209V210H159ZM247 209V210H248ZM252 209V210H253ZM164 210V211H163ZM251 210V211H252ZM13 211H16L13 213ZM143 211V219L141 220L142 224L144 225L142 227L141 223L140 225L138 224L137 218L138 216H140L142 214ZM156 213H155V212ZM162 211V212H161ZM160 212V213H159ZM165 212V213H164ZM250 212V211H249ZM260 212V213H259ZM263 211H253V213H255L256 215H260L261 217L263 216L264 219V212ZM146 213V214H145ZM163 213V214H162ZM262 213V214H261ZM145 214V215H144ZM155 218H154V217ZM80 219H79V218ZM146 217V218H145ZM158 218V219H157ZM154 219V220H153ZM157 220L159 222H157ZM10 221V223H9ZM155 221V222H154ZM167 221V219H166ZM165 220L163 221V225L166 222ZM157 222V224H155ZM168 222L170 223V220L168 219ZM152 223V224H151ZM154 223V224H153ZM160 224V225H158ZM162 225V226H163ZM141 227V228H139ZM144 228V229H143ZM163 233L165 234V232H167L166 234L168 235L169 233V242H165V246L164 248L166 249V255H164L163 257H165V261L161 260L162 263L161 264H175L174 262H172L171 258H169V253L171 250H173L174 253L179 252L182 253V249L180 246H177L176 244H179V240L180 237H178V233L176 231H174L175 228H169L168 225H166L165 227H163ZM167 230H166V229ZM130 231L131 230V225L129 227ZM208 232V231H207ZM206 232V236L209 237L208 239L211 238L210 233ZM73 233V230H72ZM177 233V234H176ZM124 234L128 235V229L126 232H124ZM152 234V235H151ZM124 235L125 239L127 238ZM177 235V236H176ZM129 236V235H128ZM146 236V237H145ZM171 236V237H170ZM132 237V236H131ZM142 237V238H141ZM148 237V238H147ZM138 238V239H137ZM140 239V240H139ZM179 239V240H178ZM76 242V243H75ZM169 244V245H168ZM75 246V247H74ZM82 246V247H81ZM173 246V247H172ZM149 247V248H147ZM77 249V250H73V249ZM176 248V249H175ZM175 249V250H174ZM156 250V249H155ZM72 251V252H71ZM76 251V252H75ZM258 252V253H259ZM75 253V254H74ZM146 253V252H145ZM155 253V252H154ZM153 253V254H154ZM78 258H77V257ZM169 256V257H168ZM84 258V259H83ZM140 258V259H139ZM169 258V259H168ZM192 259V258H191ZM168 260V261H167ZM200 260V261H199ZM80 261V262H79ZM84 261V262H83ZM194 260L192 259L191 262H193ZM196 263L197 264H203L205 262H203V260L201 259H196ZM140 262V263H139ZM187 262V263H186ZM122 264V263H121ZM182 264H188V261L186 260L185 263L183 262Z\"/></svg>",
    "mask_w": 264,
    "mask_h": 264
}]
</instances>
